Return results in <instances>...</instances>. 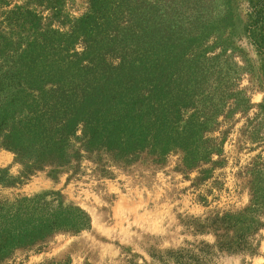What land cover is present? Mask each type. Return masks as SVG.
Returning <instances> with one entry per match:
<instances>
[{"label":"trees","instance_id":"1","mask_svg":"<svg viewBox=\"0 0 264 264\" xmlns=\"http://www.w3.org/2000/svg\"><path fill=\"white\" fill-rule=\"evenodd\" d=\"M87 3L86 13L67 30L42 27L25 49L13 48L0 83L4 147L20 158H37L38 170L85 157L106 156L127 166L164 165L179 156L178 171L208 204L220 189L217 170L229 164L228 132L211 134L220 117L240 107L246 112L250 102L235 94L223 71L227 53H218L221 47L210 29L192 20L197 3L192 8L175 0ZM175 16L179 20L167 23L166 17ZM251 17L250 30L264 24V0L252 7ZM258 108L244 132L264 149V102ZM236 176L250 178L249 204L201 222V232L212 233L215 242H204L199 255H168L175 264H208L215 253L242 254L264 229V157L241 166ZM49 197L0 200V264L13 262L19 252L42 253L57 234L90 229L84 210Z\"/></svg>","mask_w":264,"mask_h":264},{"label":"rangeland","instance_id":"2","mask_svg":"<svg viewBox=\"0 0 264 264\" xmlns=\"http://www.w3.org/2000/svg\"><path fill=\"white\" fill-rule=\"evenodd\" d=\"M261 1L175 0L183 8L197 3L198 9L188 14L192 12V20L198 18L210 29L221 47L218 53H227L223 71L235 94L250 102L246 112L233 105L235 110L227 118L220 117V125L211 134L222 137L228 132L225 152L229 164L217 170L215 177L221 185L208 197L209 203L200 202V191H194L178 171L179 156H170L164 165L140 161L127 166L106 156L100 160L85 157L64 167L47 165L38 170L34 167L37 158L31 154L20 158L4 147L0 135V200L19 203L23 198L49 195L67 207L84 210L91 220L90 229L57 234L42 253L19 252L9 264H175L168 255H199L204 242H215L212 233L201 232V222L249 204L250 178L236 174L257 156L264 157V149L251 143L244 132L247 119L256 118L258 106L264 102V24L250 30L252 7ZM87 2L0 0V83L11 66L8 58L14 54L13 48L25 49L42 27L67 30L86 13ZM165 19L171 24L179 20L178 16ZM3 95L0 93V100ZM206 190L202 189L203 194ZM207 263L264 264V229L251 238L246 252L215 253L207 257Z\"/></svg>","mask_w":264,"mask_h":264}]
</instances>
